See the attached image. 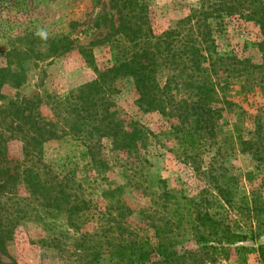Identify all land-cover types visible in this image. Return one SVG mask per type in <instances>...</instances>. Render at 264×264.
I'll return each mask as SVG.
<instances>
[{
    "label": "trees",
    "instance_id": "1",
    "mask_svg": "<svg viewBox=\"0 0 264 264\" xmlns=\"http://www.w3.org/2000/svg\"><path fill=\"white\" fill-rule=\"evenodd\" d=\"M109 2L118 17V25H112L102 39L80 47L91 65L95 63L91 50L94 44L105 45L112 56L110 67L95 66L97 79L90 85L66 97L47 94L31 99L18 96L8 101L4 87L11 81L16 88L23 84L12 73L11 63L0 67V101L3 102L0 106V253L6 254L7 242L14 237L16 228L30 218L27 201L41 199L42 214H48L52 207L64 209L69 216L68 227L76 229L81 228L79 215L90 207L91 200L83 193L82 183L61 176L46 165L42 154L46 142L73 136L85 147L84 157L95 161L97 154L102 159L103 144L108 140L111 152L125 154L122 169L125 179L132 180L131 176L150 166L143 152L152 133L138 121L122 115L110 98L117 92V83L131 77L139 94L140 110L158 112L167 119L169 130L162 132V136L174 142L173 151L180 158L200 168L204 154L214 152L205 171L211 176V189L207 192L213 191L212 200L189 197L183 190L169 189L164 182L161 192L151 195L157 214H163L162 220L151 210H145L142 215L147 227L138 229L124 224L127 208L117 199L109 206L114 216L109 233L102 229L113 239L98 243L99 255L103 254L108 264H217L230 261L232 255L238 264H248L247 256L257 254L260 264H264V200L254 194L243 197L239 203V176L223 163L217 166L226 154L227 144L238 146L241 152L264 162V103L254 115L225 98L228 111L233 113L237 109L234 114L238 122L222 141L219 139V122L225 113V107L220 105L221 89L226 90L236 80L239 82L236 94L244 100L256 95L264 99V0H200L189 8L185 17L161 34L154 31L147 0ZM237 15L254 21L261 29V64L229 53L221 54L219 50L216 35L227 18ZM62 40L60 49L56 41ZM74 44L69 37L53 39L51 54L70 52ZM162 71L166 72L164 83L160 81ZM42 105L50 107V113L44 114ZM245 118L253 120L254 129L248 133L249 138L240 131ZM13 139L23 144L25 157L15 167L10 166L7 151ZM251 176L249 173V181ZM21 190L26 191L28 198L20 195ZM136 190L143 192L139 187ZM74 192L79 193L75 195L78 201L71 202ZM114 192L109 188L103 194L113 199ZM214 205L225 209L227 217L220 218ZM236 210L249 222L243 223L241 217L231 220L228 214ZM183 225L191 226L197 250L183 246L185 236L177 231ZM10 260L0 264H18L13 258Z\"/></svg>",
    "mask_w": 264,
    "mask_h": 264
},
{
    "label": "rangeland",
    "instance_id": "2",
    "mask_svg": "<svg viewBox=\"0 0 264 264\" xmlns=\"http://www.w3.org/2000/svg\"><path fill=\"white\" fill-rule=\"evenodd\" d=\"M147 1L154 31L161 34L185 17L189 8L200 0ZM112 25H118V17L111 10L109 0H102L101 4L92 0H0V67L11 63L12 73L19 76L23 84L20 88H16L14 81L7 84L3 89L7 100H14L18 96L31 99L47 94L66 97L93 83L98 74L95 66L99 69L110 67L113 64L112 56L105 45L94 44L91 50L95 63L91 65L80 52V47H88L92 42L102 39ZM216 36L221 54L229 53L240 59H249L255 64L263 62L259 47L262 33L254 21L240 15L227 18L222 31ZM62 37L74 40L75 46L70 52L60 51V55L54 56L50 51L51 41ZM56 43L60 49L64 44L63 40ZM165 73H160L161 83L165 81ZM232 81L229 88L221 89L220 105L225 107L224 117L219 122L221 141L232 129V125L238 122V117L234 114L237 109L233 113L228 111L225 98L254 115L264 103L260 95L244 100L242 95L236 94L239 82ZM110 98L122 115L138 121L152 133L148 147L143 152L150 160V166L139 168L142 172L131 176L132 180L125 179L122 174L125 154L111 152L108 140L103 144L104 158L102 156L101 159V155L97 154L95 161L91 157H84L85 147L73 136L46 142L42 147L46 165L52 167L55 173L73 177L78 183H82V189H85L83 193L91 200L90 207L79 215L81 228L76 229L68 227L69 216L64 209L52 207L48 214H42L40 210L44 202L41 199L27 201L26 209L29 210L30 218L16 228L14 237L7 242L6 254L0 253L1 263H10V258H13L18 264H97L100 261L99 264H104L106 258L103 254L99 255L97 246L101 241L113 239L111 234L107 235L109 227L114 223L109 206L117 199L120 200L127 208L124 211V224L138 229L146 228L147 221L143 218V211L151 210L156 218L162 220L163 214H157L151 195L161 192L164 182L169 189L183 190L189 197H207L212 200L213 191L207 192L211 189V176L205 174V171L214 152L204 154L205 160L200 168H195L180 158L173 151L174 142L162 136V132L169 130L167 119L158 112L140 110L137 104L139 94L131 77L120 80L117 92ZM2 103L0 101V106ZM40 109L44 114L50 113V107L42 105ZM242 121L245 122L240 131L249 138L248 133L254 129L253 120L245 118ZM22 145L16 139L9 141L7 151L11 167L25 159ZM224 151L226 154L220 158L217 166L223 163V166L229 167L239 176L238 202L243 197H252L254 194L264 200V162L241 152L238 146L227 144ZM249 173L252 175L251 181ZM127 175L131 173L127 172ZM138 187L143 192L137 191ZM109 188L115 190L111 194L113 199L103 194ZM76 194L79 193H73L71 202L78 201L75 199ZM20 195L24 198L28 196L25 190H21ZM213 209L221 214L220 218L227 217L225 209L216 205ZM228 216L231 220L244 218L238 210L230 212ZM43 218L46 219L45 222ZM244 222L249 221L244 218ZM245 228L243 231H246ZM102 229L107 232L103 233ZM177 231L185 236L183 246L186 249L197 250L191 226L183 225ZM262 242L264 243V236ZM183 246L179 247L181 252ZM247 262L260 264L257 254H249ZM217 264L238 262L236 256L232 255L230 261Z\"/></svg>",
    "mask_w": 264,
    "mask_h": 264
}]
</instances>
